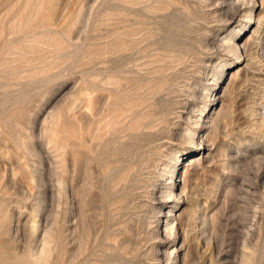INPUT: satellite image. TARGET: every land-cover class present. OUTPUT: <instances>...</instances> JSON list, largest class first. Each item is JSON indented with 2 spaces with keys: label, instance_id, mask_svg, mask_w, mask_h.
<instances>
[{
  "label": "rangeland",
  "instance_id": "374dc122",
  "mask_svg": "<svg viewBox=\"0 0 264 264\" xmlns=\"http://www.w3.org/2000/svg\"><path fill=\"white\" fill-rule=\"evenodd\" d=\"M0 264H264V0H0Z\"/></svg>",
  "mask_w": 264,
  "mask_h": 264
},
{
  "label": "bare ground",
  "instance_id": "6f19581e",
  "mask_svg": "<svg viewBox=\"0 0 264 264\" xmlns=\"http://www.w3.org/2000/svg\"><path fill=\"white\" fill-rule=\"evenodd\" d=\"M188 152H190V151H188ZM172 189V188H171ZM173 194V193H172ZM171 198V197H170Z\"/></svg>",
  "mask_w": 264,
  "mask_h": 264
}]
</instances>
